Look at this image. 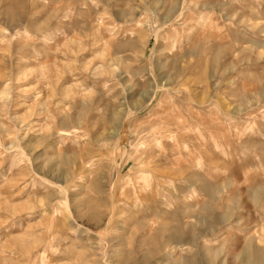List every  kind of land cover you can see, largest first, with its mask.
Wrapping results in <instances>:
<instances>
[{
	"label": "rangeland",
	"instance_id": "374dc122",
	"mask_svg": "<svg viewBox=\"0 0 264 264\" xmlns=\"http://www.w3.org/2000/svg\"><path fill=\"white\" fill-rule=\"evenodd\" d=\"M0 264H264V0H0Z\"/></svg>",
	"mask_w": 264,
	"mask_h": 264
}]
</instances>
